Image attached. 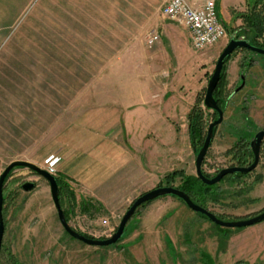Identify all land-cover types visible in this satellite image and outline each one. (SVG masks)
<instances>
[{
	"label": "rangeland",
	"instance_id": "obj_1",
	"mask_svg": "<svg viewBox=\"0 0 264 264\" xmlns=\"http://www.w3.org/2000/svg\"><path fill=\"white\" fill-rule=\"evenodd\" d=\"M119 1L0 0V174L14 160L51 168L74 194L68 224L94 239L110 237L131 203L165 186L167 174L195 176L200 148L187 114L203 101L228 42L192 53L187 29L156 11L134 29L90 28L107 26ZM248 11L246 0L224 9L228 39ZM151 30L159 38L148 45ZM240 75L245 85L236 92ZM225 76L223 120L201 165L212 176L236 166L226 151L239 138L264 129V55L236 50ZM201 107L206 134L212 110ZM26 182L34 187L22 189ZM217 189L206 209L223 220L260 213L264 145L252 172L225 176ZM3 192L0 264H205L202 252L213 264H264V220L221 230L165 195L139 207L117 243L97 247L64 231L47 181L28 168H13Z\"/></svg>",
	"mask_w": 264,
	"mask_h": 264
},
{
	"label": "water",
	"instance_id": "obj_2",
	"mask_svg": "<svg viewBox=\"0 0 264 264\" xmlns=\"http://www.w3.org/2000/svg\"><path fill=\"white\" fill-rule=\"evenodd\" d=\"M241 49L249 50L254 53L264 55V48H260L258 46L252 45L245 39L230 38L227 44L225 45V47L220 52L215 62L214 69L209 77V80L207 82L205 92L203 95V101H202L203 106L206 109H210L216 112L217 114V118L209 122L207 129H206V134H205L203 143L195 156V176L200 181H202L203 183L207 185L216 184L219 181H221L223 177L227 175L250 173L256 168V166L259 163L261 143L262 141H264V130H260L256 132L252 140L249 142V147L253 155V159L249 165L230 166L227 168H223L219 170L211 178L203 175L201 171L202 162L204 160L206 152L213 138V129L215 126L219 125L223 120V111L220 109V107L216 103L213 97V92L219 82L225 60L229 56H231L233 52H235L236 50H241ZM16 167L28 168L30 171H32L33 173L37 174L38 176L42 177L43 179L47 181L49 188H50L51 199L53 201L54 207L57 212L58 220L61 226L63 227L64 231L72 238L78 241H81L89 246L104 247V246H111L117 243L123 235L127 222L129 221L131 216L134 214L136 209L146 202L152 201L158 197L165 196V195H171V196L177 197L178 199L183 201V203L188 208H190L194 212L199 213L200 215L205 216L209 221L213 222L215 225L221 228H243V227L257 224L264 220V209L260 213L253 215L251 217H248V218L230 220V221L222 220L218 218L215 214L208 211L207 209L193 202L186 193L177 189L176 187L159 186L145 193H142L131 203V205L128 207V209L125 211V213L121 217L119 224L117 225L115 231L110 237L105 238V239H94V238L87 237L77 232L66 221L63 210L59 203V188H58V184L56 182L55 176H53L52 174L48 173L46 170L36 166L35 164L31 162L24 161V160H14L10 162L0 174V249H1V244H2L3 233H4V219H3V213H2L3 212V185H4V180L7 177V175L10 173V171L13 168H16ZM33 187H34V183L32 182H26L22 185V189L26 191L32 189Z\"/></svg>",
	"mask_w": 264,
	"mask_h": 264
},
{
	"label": "trees",
	"instance_id": "obj_3",
	"mask_svg": "<svg viewBox=\"0 0 264 264\" xmlns=\"http://www.w3.org/2000/svg\"><path fill=\"white\" fill-rule=\"evenodd\" d=\"M246 1H248L249 4V11L246 14L240 15L242 18L244 17L243 27L238 28L239 31L238 30L232 31L229 39L230 38L245 39L252 45L258 46L260 48H264V0H246ZM243 28H245L246 31L240 32L241 29ZM259 39H261L262 41L259 42L258 41ZM229 58L230 56L225 60L219 82L213 92V97L216 103L218 104V106L220 107V109L222 110H224L225 108V100L223 96L224 89L226 86L225 64L227 63ZM249 65H251V63H249ZM201 104H202V99L197 100L196 103L190 109L189 113L187 114L189 139L193 145L199 148L201 147L205 137L204 111L201 107ZM214 133H215V129H213V135ZM243 140H245V142ZM226 154H231V157L235 161L236 166H245L248 163V161L252 158V154L249 149V141L247 139L239 138L238 143H236L234 147L226 151ZM201 171L203 175H205L206 177L209 178L213 177L212 175L206 174L203 170ZM8 176L9 174L7 175V177ZM240 176L241 175L237 177ZM7 177L5 178L4 182L7 180ZM175 177H179L176 188L186 193L190 197V199L199 206L206 209L207 204L209 202L211 203L217 202V200L219 199V190L217 189V183L212 185H207L202 181H200L196 176L186 175L183 171L167 174L165 176L164 185L172 186V181L175 179ZM56 182L59 188V203L63 210L66 221H69L74 207V194L72 190L69 188L68 184L64 181V178L62 176L56 177ZM158 186H162V184H158ZM3 195L5 199L6 194L4 192ZM149 202H146L139 207H142ZM200 216L207 219L203 215ZM217 217L223 220L221 216H217ZM214 226L222 230L221 227H218L216 225ZM226 235L227 233L222 232L223 237H225ZM201 257L205 262V264H213L212 259L209 257V255L206 252H202Z\"/></svg>",
	"mask_w": 264,
	"mask_h": 264
},
{
	"label": "built area",
	"instance_id": "obj_4",
	"mask_svg": "<svg viewBox=\"0 0 264 264\" xmlns=\"http://www.w3.org/2000/svg\"><path fill=\"white\" fill-rule=\"evenodd\" d=\"M160 14L164 19L189 31L190 45L194 51L213 47L224 39L228 40L226 29L218 18L214 0H194L192 4L186 0H166L160 7ZM158 38L157 31L151 30L146 42L153 45ZM47 171L53 173L51 168Z\"/></svg>",
	"mask_w": 264,
	"mask_h": 264
},
{
	"label": "crops",
	"instance_id": "obj_5",
	"mask_svg": "<svg viewBox=\"0 0 264 264\" xmlns=\"http://www.w3.org/2000/svg\"><path fill=\"white\" fill-rule=\"evenodd\" d=\"M165 1L166 0H157V1L156 0H121L116 3L117 6L119 7L121 6V7L116 11L110 12V14H113L114 16L108 17L106 19L108 22L107 26L100 25V22L97 23L98 25H95L96 23L95 21H93L92 23L93 26L90 28L93 30L95 29H108V30L134 29L135 22L138 23L141 21L140 23H142V21L145 20L147 24L148 15L150 13H154V11H156L157 14H160V7L163 5ZM186 1L192 4L194 0H186ZM215 1H216L215 2L216 12H217L218 18L221 21V23L227 21L224 15V9H227L228 7L240 6L244 2V0H215ZM114 6H115V3H114ZM187 35H188L187 41H188L189 49L192 53L193 52L196 53V51L192 50L191 48L188 30H187ZM207 49L209 48H206L203 51H206Z\"/></svg>",
	"mask_w": 264,
	"mask_h": 264
},
{
	"label": "flooded vegetation",
	"instance_id": "obj_6",
	"mask_svg": "<svg viewBox=\"0 0 264 264\" xmlns=\"http://www.w3.org/2000/svg\"><path fill=\"white\" fill-rule=\"evenodd\" d=\"M241 50H245V49H241ZM240 84L236 87V89H235V91L236 92H238L239 90H241L243 87H244V85H245V79H244V75H240ZM222 110V109H221ZM223 111V110H222ZM217 118V114H216V112H214V111H212V121L213 120H215ZM222 123V122H221ZM216 128H217V126H215L214 127V129L216 130ZM260 130H264V129H259L258 131H260ZM257 131V132H258ZM255 134V133H254ZM254 134L252 135V137L250 138H248L249 139V142L252 140V138H253V136H254ZM262 145H264V141H262V143H261V147H262ZM249 149H250V147H249ZM250 152H251V150H250ZM260 153H261V148H260ZM251 154H252V152H251ZM252 159H253V155H252ZM251 163V162H250ZM249 163V164H250ZM249 164H247V165H249ZM248 174V173H247ZM247 174H231V175H228V176H230V177H237V176H239V175H241V176H244V175H247Z\"/></svg>",
	"mask_w": 264,
	"mask_h": 264
}]
</instances>
